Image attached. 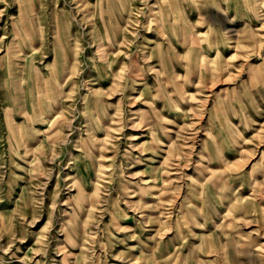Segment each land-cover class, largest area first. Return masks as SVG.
Wrapping results in <instances>:
<instances>
[{"label": "rangeland", "instance_id": "rangeland-1", "mask_svg": "<svg viewBox=\"0 0 264 264\" xmlns=\"http://www.w3.org/2000/svg\"><path fill=\"white\" fill-rule=\"evenodd\" d=\"M0 264H264V0H0Z\"/></svg>", "mask_w": 264, "mask_h": 264}, {"label": "bare ground", "instance_id": "bare-ground-1", "mask_svg": "<svg viewBox=\"0 0 264 264\" xmlns=\"http://www.w3.org/2000/svg\"><path fill=\"white\" fill-rule=\"evenodd\" d=\"M31 7V6H30ZM28 8V7H27ZM31 10V9H30ZM100 10V9H99ZM110 10V9H109ZM21 11V10H20ZM107 11V10H106ZM31 12V11H30ZM20 16H21V13H20ZM63 14L62 13H60L59 14V17H60V26H59V24H58V28H56V30H57V34L59 33V28L61 27V29H66L65 28V22H64V20H63ZM120 16V15H119ZM108 17V16H107ZM121 17V16H120ZM113 18V17H112ZM31 19V18H30ZM27 21V20H26ZM29 21H31V20H29ZM24 22V21H23ZM56 22H57V19H56ZM25 23V22H24ZM26 24V23H25ZM14 25V24H13ZM32 25V24H31ZM28 26V25H27ZM119 27V26H118ZM26 29V28H25ZM63 29V30H64ZM119 29V28H118ZM19 32V31H18ZM30 32V31H29ZM31 34V33H30ZM18 35V34H17ZM24 36V35H23ZM105 36V35H104ZM59 39V38H58ZM60 40V39H59ZM14 41V40H13ZM18 41H19V39H18ZM29 43H30V41H29ZM62 43H63V41H62ZM59 44V43H58ZM72 54V53H71ZM73 56V55H72ZM65 60V59H64ZM64 63V62H63Z\"/></svg>", "mask_w": 264, "mask_h": 264}, {"label": "crops", "instance_id": "crops-1", "mask_svg": "<svg viewBox=\"0 0 264 264\" xmlns=\"http://www.w3.org/2000/svg\"><path fill=\"white\" fill-rule=\"evenodd\" d=\"M172 2L174 1L175 2V0H171ZM170 0H169V2H171ZM196 2V1H195ZM208 2L209 1H205V3L203 4V2L201 3V7H203V8H206V9H208V7H209V4H208ZM197 4V3H196ZM195 7H196V9H199L200 7L198 6V4L197 5H195ZM157 28H161L160 26H158ZM213 63V62H212ZM215 63V62H214ZM212 64H211V62L209 61V62H207V69H208V67H210ZM213 65H216V63L215 64H213Z\"/></svg>", "mask_w": 264, "mask_h": 264}]
</instances>
